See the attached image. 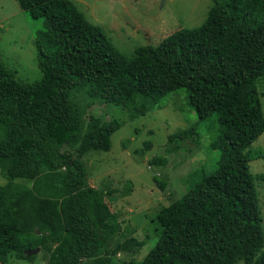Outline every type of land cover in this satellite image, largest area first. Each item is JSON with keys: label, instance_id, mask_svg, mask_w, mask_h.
Segmentation results:
<instances>
[{"label": "trees", "instance_id": "trees-1", "mask_svg": "<svg viewBox=\"0 0 264 264\" xmlns=\"http://www.w3.org/2000/svg\"><path fill=\"white\" fill-rule=\"evenodd\" d=\"M33 20L43 79L28 83L0 56V262L47 264H264V216L249 151L264 134L259 86L264 80V0H212L202 25L180 29L127 58L72 0H17ZM185 89L200 122L213 119L210 148L220 154L212 175L193 174L189 191L156 214L157 242L126 232L88 183L83 158L109 152L120 121L89 115L95 102L129 109L131 118L161 109ZM92 100L82 107L81 94ZM195 128L169 137L197 140ZM152 147L145 143V150ZM142 151V153L145 152ZM154 157L150 166L165 165ZM162 188L166 183L155 175ZM20 181L30 182L31 186Z\"/></svg>", "mask_w": 264, "mask_h": 264}, {"label": "rangeland", "instance_id": "rangeland-1", "mask_svg": "<svg viewBox=\"0 0 264 264\" xmlns=\"http://www.w3.org/2000/svg\"><path fill=\"white\" fill-rule=\"evenodd\" d=\"M72 1L90 22L102 28L127 58L135 56L136 50L142 46H157L180 29L199 27L213 5L212 0ZM42 29L43 21L33 20L17 0H0V56L8 68L18 72L17 77L23 82L34 83L43 79L37 48V35ZM259 91L264 112V80ZM79 102L84 108L93 103L83 93ZM160 104L161 109L136 119L131 118L129 109L113 104L95 102L87 108L89 115L123 123V127L112 136L111 151H92L83 162L88 183L106 191V201L126 231L116 242L125 240L124 235L132 234L145 242L138 254L118 256L119 260L127 262H141L146 257L157 242L156 214L189 191L193 174H214L220 157L218 151L210 148L217 132L214 120L199 121L188 104L185 89L170 93ZM190 128L196 129L197 140L170 142L171 135ZM146 142L152 143L148 151L145 150ZM249 151L263 155L253 159L249 166L254 175H264V134ZM159 156L166 157V164L150 166L149 162ZM155 175L166 183L165 189L155 182ZM2 183L5 180L0 175ZM257 190L264 216V181H257ZM36 256L33 262L14 260L8 264H47L48 257L42 249Z\"/></svg>", "mask_w": 264, "mask_h": 264}, {"label": "water", "instance_id": "water-1", "mask_svg": "<svg viewBox=\"0 0 264 264\" xmlns=\"http://www.w3.org/2000/svg\"><path fill=\"white\" fill-rule=\"evenodd\" d=\"M40 251V248L36 249V250H32V251H27L28 256H32L37 254Z\"/></svg>", "mask_w": 264, "mask_h": 264}]
</instances>
